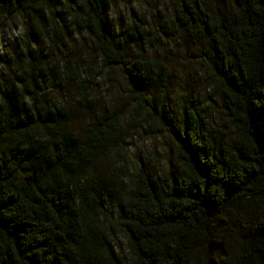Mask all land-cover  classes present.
I'll use <instances>...</instances> for the list:
<instances>
[{
    "label": "trees",
    "instance_id": "obj_1",
    "mask_svg": "<svg viewBox=\"0 0 264 264\" xmlns=\"http://www.w3.org/2000/svg\"><path fill=\"white\" fill-rule=\"evenodd\" d=\"M60 1L0 0L22 26V58L0 51V264H264V0H178L160 28L117 24V0ZM172 27L202 50L209 92L203 109L158 120L146 94L171 74L130 49ZM77 30L93 55L62 58ZM95 72L127 80L130 116L93 117ZM48 82L58 93L42 104ZM141 114L177 144L160 170L153 155L133 168L121 157Z\"/></svg>",
    "mask_w": 264,
    "mask_h": 264
},
{
    "label": "rangeland",
    "instance_id": "obj_2",
    "mask_svg": "<svg viewBox=\"0 0 264 264\" xmlns=\"http://www.w3.org/2000/svg\"><path fill=\"white\" fill-rule=\"evenodd\" d=\"M212 1L220 3V0ZM176 2L178 0H117L112 6L110 16L117 24H126L133 18L136 22L144 21L160 28V24H167L166 20L172 19V6ZM18 20L19 18H16L12 11L3 10L0 13V51L7 53L6 58L11 55L14 58H22V54H19L21 48L17 49L19 38L22 35V26ZM170 30L171 36L163 37L165 35L162 34L158 45L154 48H147L144 43H139V46L130 49L131 53L146 51L148 54H155L166 64L171 74L169 83L158 84L146 94L149 103L145 105L149 108H156L155 114L158 120L160 119L158 112L161 114H164L165 111L172 114L179 113L183 110V106L191 109H203L207 105L205 95L209 92V89H206L204 72L200 64L202 50L194 45L180 29L172 27ZM90 42L84 33L77 30L70 37L67 49H63L60 56L62 58L71 55L88 58L93 55ZM43 46L47 47V43L43 42ZM205 47L204 44V49ZM6 64L11 65L10 63ZM88 78L93 88V94L96 95L95 102L91 104L90 109L93 117L104 114L111 106L122 109L128 116L131 112L133 113L132 101L128 97L130 88L121 73L116 74L112 80L97 72L88 74ZM46 90L49 92V96L40 95L38 97L42 104L46 103L45 98L55 99L54 96L58 93L51 82H48ZM67 93L69 94L68 101L64 104L70 107L80 94L74 85L69 86ZM218 99L217 96H212L215 106L219 102ZM128 122L130 135L125 139V147L122 149L121 156L124 164L133 168L141 157L149 158L153 155L151 162L160 170L159 168L169 157L172 160L175 159L177 144L168 132L153 131L146 125L142 114L137 116L134 121L130 118ZM71 123L77 130L83 124L77 117H73ZM165 149H168V153ZM109 156L110 158L115 157L114 152H109ZM117 247L120 251H125L120 236H117Z\"/></svg>",
    "mask_w": 264,
    "mask_h": 264
}]
</instances>
